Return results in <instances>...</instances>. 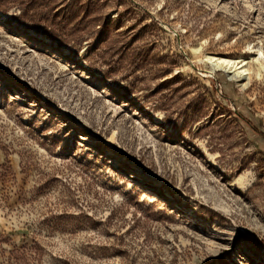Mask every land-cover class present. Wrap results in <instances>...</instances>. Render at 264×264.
Returning <instances> with one entry per match:
<instances>
[{
	"label": "rangeland",
	"instance_id": "374dc122",
	"mask_svg": "<svg viewBox=\"0 0 264 264\" xmlns=\"http://www.w3.org/2000/svg\"><path fill=\"white\" fill-rule=\"evenodd\" d=\"M50 1L0 11V261L264 264V0Z\"/></svg>",
	"mask_w": 264,
	"mask_h": 264
},
{
	"label": "trees",
	"instance_id": "16d2710c",
	"mask_svg": "<svg viewBox=\"0 0 264 264\" xmlns=\"http://www.w3.org/2000/svg\"><path fill=\"white\" fill-rule=\"evenodd\" d=\"M51 3L55 4V1H50V0H0V11L6 12L9 8L16 6L20 9V14L17 15V18H22L23 20L25 18L26 20H29V23L35 21L36 24H41L43 23V21H46V22L48 21L45 17L50 12V10H52ZM69 3L71 2H68L67 6L71 5ZM63 22H66V21L62 20V23ZM54 25L56 26L57 32L59 31V29L63 31V26H60V22L54 23ZM26 26L32 27V24L27 23ZM47 27H48V24L47 26L44 25V27L40 29L42 34L50 37V39L52 40H54L56 37H59V35L57 34L54 35L53 32H47L46 31ZM108 35H109V32L103 31L102 37L99 39L98 43L94 47L95 50H100L101 47H107L110 44L109 42L110 36ZM121 51L122 50H120L118 53L122 54L120 55L119 58H120L121 63H123L122 56L124 55H123V52L121 53ZM102 54H105V53L102 52ZM154 108H156V106H154ZM235 113L240 115L239 112L235 111ZM8 241L9 239L5 237L2 233H0L1 252L6 251L4 248H2L3 247L2 245L7 243ZM29 262L30 261H27L25 255H23L22 253L20 254L18 252H15V248H13V249L8 250L7 254H5L3 257V261L2 260L0 261V264H30Z\"/></svg>",
	"mask_w": 264,
	"mask_h": 264
},
{
	"label": "bare ground",
	"instance_id": "6f19581e",
	"mask_svg": "<svg viewBox=\"0 0 264 264\" xmlns=\"http://www.w3.org/2000/svg\"><path fill=\"white\" fill-rule=\"evenodd\" d=\"M262 53L261 51L257 52L256 60L258 63V71L263 67V64L261 62ZM210 64L212 69L214 68H222L224 72H226L231 78L238 81L239 78H243L247 76L248 69H245L243 66L244 64L238 65L239 63L232 62L231 60H228L226 58H216L214 56H208L206 58ZM242 62V61H241Z\"/></svg>",
	"mask_w": 264,
	"mask_h": 264
}]
</instances>
